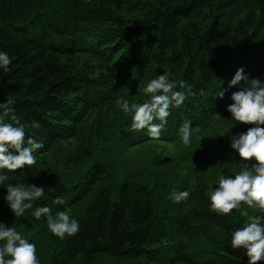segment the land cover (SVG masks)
I'll list each match as a JSON object with an SVG mask.
<instances>
[{"label":"trees","instance_id":"trees-1","mask_svg":"<svg viewBox=\"0 0 264 264\" xmlns=\"http://www.w3.org/2000/svg\"><path fill=\"white\" fill-rule=\"evenodd\" d=\"M0 51L11 59L0 103L44 145L31 170H0L9 177L0 223L35 245L39 264H248L232 233L248 222L241 211L264 214L246 205L219 214L207 194L255 163L231 147L254 125L227 108L250 81L264 82V0H0ZM239 69L247 79L229 87ZM159 75L191 94L153 140L117 101L145 102ZM9 184L43 186L45 196L15 217ZM173 191L190 195L176 203ZM44 206L68 211L79 232L54 236L32 216Z\"/></svg>","mask_w":264,"mask_h":264},{"label":"clouds","instance_id":"clouds-1","mask_svg":"<svg viewBox=\"0 0 264 264\" xmlns=\"http://www.w3.org/2000/svg\"><path fill=\"white\" fill-rule=\"evenodd\" d=\"M11 59L7 52L0 51V69L9 70ZM247 79L243 69L237 70L229 87L238 85ZM185 82L170 81L167 75H159L152 79L143 88V94L149 97L141 104L129 103L120 98L117 103L125 113L132 114L131 129L133 131L147 130L153 140L161 137V132L167 125V118L171 115L170 109L183 105L188 95L184 91ZM223 91L216 96L223 98ZM234 103L228 106L227 111L238 124L254 125L246 133L231 137V147L239 154L241 161H255V163L240 170L232 176H221L218 187L207 195L210 198L211 210L222 215H228L233 210L241 209L246 205L264 214V82L252 80L241 91L232 95ZM14 123H6L5 118ZM159 121V123H155ZM179 136L184 145L191 143V121H185L179 129ZM44 145L31 137L26 138L23 125L14 115L8 103H0V170L16 172L26 166L31 170L36 164V153ZM7 175L0 174V184L8 180ZM188 191L171 193V199L179 203L188 199ZM45 196V188L35 185L7 186L5 200L15 217L24 216L26 210L32 209L35 201ZM61 205L64 201L57 198L53 201ZM241 215L248 218V222L232 233L231 246L234 250L244 249L248 257V264H259L264 261V215H249L248 211H241ZM36 220L46 218L49 231L56 237L64 239L72 237L80 230L79 222L70 217L68 211H60L54 217L50 207H37L32 212ZM0 264H39L36 247L29 243L13 227L0 223ZM6 257H10L6 259Z\"/></svg>","mask_w":264,"mask_h":264}]
</instances>
